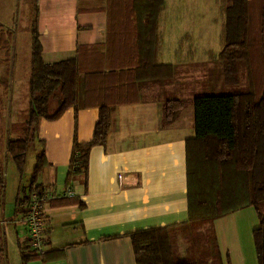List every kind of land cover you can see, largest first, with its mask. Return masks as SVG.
I'll use <instances>...</instances> for the list:
<instances>
[{
	"label": "crops",
	"instance_id": "crops-1",
	"mask_svg": "<svg viewBox=\"0 0 264 264\" xmlns=\"http://www.w3.org/2000/svg\"><path fill=\"white\" fill-rule=\"evenodd\" d=\"M178 1L164 0L155 30L146 18L144 0H24L28 11L33 10L28 14L36 22L43 61L79 55L81 79L91 71L122 72L130 97L112 107L106 142L89 149L86 174L73 175L68 182L73 138L89 141L98 118L96 106L82 104L83 81L76 107L56 119L37 121L46 163L34 185L57 192L69 188L74 195L42 202V254L49 255L24 264H136L129 232L187 220L185 141L194 135L192 100L206 87L224 82L218 55L230 0H219L216 9L213 3L209 18H197L202 11L197 4L206 3L190 0L194 4L185 9ZM14 6L15 0H0V40L11 33L10 92L13 30L5 24L14 18ZM153 58L169 65L172 75L135 81V70L145 60L151 71ZM5 70L6 63L0 62V72ZM168 99L186 103L173 122L164 123L162 108ZM25 208H16L22 210V223ZM258 225L254 206L213 220L223 264H258L253 239ZM22 240L20 245L28 244L27 227Z\"/></svg>",
	"mask_w": 264,
	"mask_h": 264
},
{
	"label": "trees",
	"instance_id": "trees-1",
	"mask_svg": "<svg viewBox=\"0 0 264 264\" xmlns=\"http://www.w3.org/2000/svg\"><path fill=\"white\" fill-rule=\"evenodd\" d=\"M146 18L156 30L158 13L164 0H144ZM250 0H230L225 8L224 44L218 58L225 81L234 80L237 61L247 64L248 90L233 94H203L192 100L194 135L185 141L187 185V220L175 225L136 229L128 233L136 264H223L213 220L235 210L254 206L259 225L253 230L258 264H264V85L251 75L253 55L249 48ZM153 30V31H155ZM11 34L0 40L4 49L6 70L0 72V104L10 92ZM155 39V37H154ZM145 59V56H141ZM154 57V55H153ZM147 60V59H145ZM143 66L135 70L134 80L163 79L172 75L169 65L152 59L151 71ZM80 56L55 62H45L41 56L35 19L31 26L29 96L27 116L22 135L0 143V209L4 202L5 176L3 159L8 157L19 172L25 163L26 152L37 137L39 118L53 120L65 109L76 107L79 85L83 81L85 106H96L98 118L89 141L73 138L66 181L73 175L86 174L89 149L105 144L113 106L126 103L130 97L127 80L122 72L91 71L81 79ZM186 100L168 99L163 103L164 123L173 122ZM46 163L44 151L36 156L29 193L36 189L37 175ZM28 193V195H29ZM28 195L17 206L28 202ZM27 207V204H26ZM26 211V208H25ZM186 239L191 256L179 257L176 239ZM5 226L0 222V264H7ZM26 242L19 246L23 264L32 257L48 256V252L27 251Z\"/></svg>",
	"mask_w": 264,
	"mask_h": 264
},
{
	"label": "rangeland",
	"instance_id": "rangeland-1",
	"mask_svg": "<svg viewBox=\"0 0 264 264\" xmlns=\"http://www.w3.org/2000/svg\"><path fill=\"white\" fill-rule=\"evenodd\" d=\"M206 4L198 3L202 10L197 18H209L211 8L215 9L219 0H197ZM214 3V6L212 7ZM194 4L190 0H179L180 8H188ZM249 17V48L253 55L251 75L254 81L264 85V0H250ZM15 16L11 18L6 26L13 30V90L7 95V99L0 104V143L4 145L7 139H13L22 135L25 126L28 104V80H29V62H30V43L31 26L33 18H29L33 10L28 11L24 0H15ZM214 13V12H213ZM218 14L211 16L215 18ZM11 34V33H10ZM218 48L221 40L218 38ZM235 78L227 82L217 83L212 89L203 91L202 94H233L247 91V64L245 61H237ZM205 86H209L206 84ZM29 144L26 152L24 167L21 172L18 171L14 162L6 157L3 159V173L5 176L4 202L0 209V222L5 226L6 256L7 264H23L19 252V243L23 242L26 225L22 223L21 211L16 208H25L26 205H16L29 193V186L32 180L33 169L36 164V156L42 150L39 140ZM36 182V181H35ZM260 211L264 213V202L260 205ZM20 213V215L18 214ZM4 220V222H3ZM57 231V229H56ZM28 245V244H27ZM26 245V246H27ZM186 239L178 236L176 239V255L179 257H190L191 252L186 250ZM28 247V246H27Z\"/></svg>",
	"mask_w": 264,
	"mask_h": 264
},
{
	"label": "built area",
	"instance_id": "built-area-1",
	"mask_svg": "<svg viewBox=\"0 0 264 264\" xmlns=\"http://www.w3.org/2000/svg\"><path fill=\"white\" fill-rule=\"evenodd\" d=\"M73 195L74 192L69 188L61 192L34 189L29 193L26 211L23 214V221L28 229V247L34 252L42 253L46 243L41 219L42 202L47 198L54 199Z\"/></svg>",
	"mask_w": 264,
	"mask_h": 264
},
{
	"label": "bare ground",
	"instance_id": "bare-ground-1",
	"mask_svg": "<svg viewBox=\"0 0 264 264\" xmlns=\"http://www.w3.org/2000/svg\"><path fill=\"white\" fill-rule=\"evenodd\" d=\"M44 210V209H43ZM22 212V211H21ZM46 228V227H45ZM33 251V250H32Z\"/></svg>",
	"mask_w": 264,
	"mask_h": 264
}]
</instances>
